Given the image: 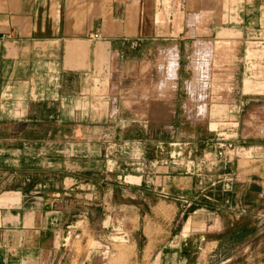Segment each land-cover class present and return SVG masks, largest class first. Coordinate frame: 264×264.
<instances>
[{"label": "rangeland", "instance_id": "obj_1", "mask_svg": "<svg viewBox=\"0 0 264 264\" xmlns=\"http://www.w3.org/2000/svg\"><path fill=\"white\" fill-rule=\"evenodd\" d=\"M195 22L171 95L159 94L168 52L136 53L133 110L79 93L0 132V188L59 191L75 211L55 264H264V137L248 130L261 101L244 94L264 91L244 89L264 84V40Z\"/></svg>", "mask_w": 264, "mask_h": 264}, {"label": "crops", "instance_id": "obj_2", "mask_svg": "<svg viewBox=\"0 0 264 264\" xmlns=\"http://www.w3.org/2000/svg\"><path fill=\"white\" fill-rule=\"evenodd\" d=\"M189 17L198 27L210 20L211 35L227 28L237 39L264 40V0H0V132L11 118L39 116L46 105L79 93L85 99L97 91L101 100L129 101L125 108L133 110L136 53L149 61L155 50L168 52V64H159L166 71L161 84L166 92L159 94L171 95L179 67L172 77L171 53L178 52L179 62L187 50L185 37L202 35L187 33ZM146 68L147 78L151 67ZM257 85L264 86L244 79L246 90ZM244 94L261 101L248 130L263 138L264 91ZM220 108L212 104L211 113ZM206 111L203 103L197 112ZM60 206L59 191L47 197L26 187L0 188V264H55V233L69 222L62 212H75Z\"/></svg>", "mask_w": 264, "mask_h": 264}, {"label": "bare ground", "instance_id": "obj_3", "mask_svg": "<svg viewBox=\"0 0 264 264\" xmlns=\"http://www.w3.org/2000/svg\"><path fill=\"white\" fill-rule=\"evenodd\" d=\"M211 54V53H210ZM178 52H173V53H171V57H172V61L170 62V64H173V66H171L172 67V69H171V73H170V75L172 76V77H174L175 75H176V68H177V64H179V62H178ZM208 56H210V55H208ZM195 64V63H194ZM204 97V96H203ZM203 109V108H202Z\"/></svg>", "mask_w": 264, "mask_h": 264}]
</instances>
